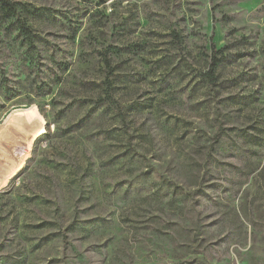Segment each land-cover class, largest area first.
<instances>
[{
	"label": "rangeland",
	"instance_id": "obj_1",
	"mask_svg": "<svg viewBox=\"0 0 264 264\" xmlns=\"http://www.w3.org/2000/svg\"><path fill=\"white\" fill-rule=\"evenodd\" d=\"M2 1L0 264H264V0Z\"/></svg>",
	"mask_w": 264,
	"mask_h": 264
},
{
	"label": "trees",
	"instance_id": "obj_2",
	"mask_svg": "<svg viewBox=\"0 0 264 264\" xmlns=\"http://www.w3.org/2000/svg\"><path fill=\"white\" fill-rule=\"evenodd\" d=\"M2 8L6 10L7 13H10V14H14L16 11L15 5L8 0L2 1ZM22 28L24 31L27 30L25 27H22ZM223 48L217 49L214 44H211L212 53L210 55L211 56L210 58H212V61L209 62V66L211 69L215 68L218 65V62L220 61V59H217V54H221L223 52Z\"/></svg>",
	"mask_w": 264,
	"mask_h": 264
},
{
	"label": "built area",
	"instance_id": "obj_3",
	"mask_svg": "<svg viewBox=\"0 0 264 264\" xmlns=\"http://www.w3.org/2000/svg\"><path fill=\"white\" fill-rule=\"evenodd\" d=\"M156 264H216L211 262H201V261H170V260H164V261H158Z\"/></svg>",
	"mask_w": 264,
	"mask_h": 264
},
{
	"label": "bare ground",
	"instance_id": "obj_4",
	"mask_svg": "<svg viewBox=\"0 0 264 264\" xmlns=\"http://www.w3.org/2000/svg\"><path fill=\"white\" fill-rule=\"evenodd\" d=\"M18 151V150H17ZM2 159V158H1ZM4 160V159H3ZM236 264H243V263H240V262H237Z\"/></svg>",
	"mask_w": 264,
	"mask_h": 264
}]
</instances>
